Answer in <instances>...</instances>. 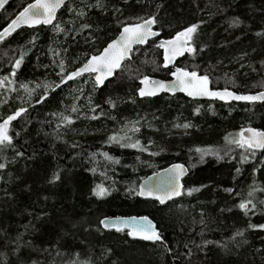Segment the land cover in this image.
<instances>
[{"label": "trees", "instance_id": "trees-1", "mask_svg": "<svg viewBox=\"0 0 264 264\" xmlns=\"http://www.w3.org/2000/svg\"><path fill=\"white\" fill-rule=\"evenodd\" d=\"M33 1L10 0L0 12V28ZM99 3L104 7H91L97 0H70L55 22L71 29L67 34L39 25L23 27L0 42V77L13 81L0 87V117L21 106L28 109L12 122L13 147L0 152V162L7 164L0 170V264H264V229L249 227L264 223V155L257 151L252 158L245 153L249 158L241 161L245 150L225 140L247 124L264 130V103L225 104L182 94L144 98L136 93L140 85L135 78L170 79L173 67H164V50L157 41L198 24L197 53H187L178 65L208 73L215 89L263 90L264 35L257 33H264V0ZM69 8L87 15L76 17ZM153 13L160 36L136 46L132 60L125 61L123 70L103 87H93L92 75L55 87L60 83L61 60L66 71L74 70L116 38L121 23ZM236 17L241 23L230 27ZM83 23L92 28L79 31ZM21 53L23 62L10 76ZM21 84L35 91L29 96ZM46 90L47 100L37 104ZM109 97L116 100L115 108L106 103ZM95 105L100 107L93 112ZM73 106L78 112H72ZM60 113L70 115L72 124H60ZM183 123L192 127H173ZM133 126L139 131L133 133ZM113 134H126L131 140L125 142L138 139L147 151L107 142ZM197 148L212 149L223 158L206 155L200 162ZM16 151L23 157H16ZM173 162L190 167L185 189L199 191L185 192L167 204L129 192H138L142 179ZM56 170L62 179L51 184ZM97 184L109 188L111 195L93 196L91 189ZM249 198L257 204L254 215L238 207ZM130 215L150 216L163 243L135 240L127 230H105L99 224L107 216ZM237 231L243 235L235 236Z\"/></svg>", "mask_w": 264, "mask_h": 264}, {"label": "snow or ice", "instance_id": "snow-or-ice-1", "mask_svg": "<svg viewBox=\"0 0 264 264\" xmlns=\"http://www.w3.org/2000/svg\"><path fill=\"white\" fill-rule=\"evenodd\" d=\"M6 3L7 0H0V9L4 8ZM62 7H66L65 0H34V3H30L23 7V9L19 11L18 14L10 20V22L0 28V42L4 41L7 36L21 28V26L33 27L35 25H52L55 32H64L67 34V32L71 31V29L61 27L59 22L54 23L57 18V10ZM87 7L90 6L85 5V8ZM91 7L103 8L104 6L99 3V0H97V4L91 5ZM157 7L159 8L160 6L158 5ZM68 10L73 12L75 16L79 18H83L87 15L84 10H77L74 8H69ZM157 23L158 20L155 13L149 15L147 18L137 17L135 18V22L121 23V27L118 30L119 34L115 39L110 40V42L103 47L102 51L96 55L88 57L79 67L70 72L66 71L64 61L61 60L59 63L60 72L57 73V76L60 78V83L56 84L55 87L59 88L60 85L66 84L68 81H75L77 78L82 77L85 73H88L89 75L94 74V88L105 85V81H107L110 77H113L117 69L123 70L122 62H130L132 60L133 53L137 51V49H134V45L146 44L150 37H159L160 33L154 30V25ZM240 23V19L236 17L229 22V26L237 27ZM91 28V24L83 23L80 25L79 31H83L85 29L90 30ZM198 28V24H191L183 28L181 31L176 32L174 37L167 40H161L159 47L164 49L165 68L171 64L177 56H182L186 52L193 55L197 53L195 35L198 32ZM257 35H264V33L258 32ZM34 39L35 37H33V40ZM85 42L88 43V40ZM23 55L24 54L21 53L20 57L16 59L12 66L10 76L14 77L16 75L17 70L23 62ZM245 55H247V53H245ZM261 63L264 64V61ZM170 75L175 79L168 82L155 80L149 75L135 77L139 79L140 85L136 88V93L139 97H153L157 96L160 92H174L177 88H179L181 91L186 92L189 97L193 98L209 97L225 102L232 100L248 102L264 101V92L256 94H238L229 90L227 87L222 90H214L210 87L211 80L208 73L200 74L195 70L190 71L187 68L177 67L174 71H171ZM12 83L13 81L9 80L8 77H0V87H5L6 85H10ZM21 88H24L29 96H31L35 91L34 89H29L26 84H21ZM45 88H47V86H45ZM13 91H16V89H13ZM48 96L49 92L46 90L43 95L39 96L36 103H44ZM133 102L135 101L133 100ZM89 103H91V101H89ZM106 103L112 108L116 107V100L111 97L107 99ZM99 107V105H95L91 111L95 112ZM71 110L72 112H78V109L75 106H73ZM196 111H199V109H196ZM27 112L28 109L21 106L15 109L11 114L6 115V117H0V152L13 147L14 137L10 134L12 122L16 121L18 118H22L23 115L27 114ZM54 115L56 114L54 113ZM59 115L60 124H72L73 120L70 115H64L63 113H60ZM92 118L96 119L95 116ZM138 123V121L134 122V124ZM57 127H59V124ZM173 127L188 129L192 127V125L190 123H183L174 124ZM130 130L135 133L139 131V128L133 126ZM16 135H19V133H16ZM130 140L131 138L126 134H113L108 137L107 142L119 144L121 147L140 148L141 151H147L146 148L141 146L138 139L134 142H125ZM225 140L228 144L236 145L237 147L245 150V152H242L240 155L241 161H245L249 158L245 155V153H250L252 158L256 157L257 151H261V154L264 155V131L251 127L246 129L242 128L234 136H226ZM149 143H151V141H149ZM73 147H77V145L74 144ZM229 151H231V149H229ZM196 152L200 153V162H203L206 155H216L218 159L223 158L218 152H209L200 148H197ZM157 154L158 153H152V155ZM23 155V152H15L16 157H23ZM91 155L94 157L95 153ZM102 155L115 164L120 163L118 158L109 156L108 153H103ZM137 159H139V157H137ZM6 167V163L0 162V170L6 169ZM91 171H95V169H91ZM185 171V167L182 164H174L170 169H165V176L159 181L163 188L162 191L151 186L141 185L138 192L135 191V189H129V192L139 196L155 197V199L161 204H164L167 200H171L173 197L181 196L185 192L188 195H192L193 192L199 191L200 189L184 188V185L181 183V177L185 174ZM236 171L239 172L240 169L237 168ZM61 179V172L56 170L51 174V178L48 182L54 184ZM225 191L231 192L232 190L226 189ZM255 191L256 189L253 188L248 194L249 197H252ZM261 191H264V189H261ZM91 194L97 198H103L110 196L111 190L103 184H97L91 189ZM261 204L264 205V201H261ZM238 207L243 210L246 215L249 212L254 215L255 210L257 209V204L253 202V199L249 198L241 200ZM99 224L106 229L110 227L115 228L117 232H124L125 229H128L126 235L134 239L139 238L144 241L163 243L162 233L148 217H129L119 220L118 224H109L108 218H105L99 221ZM249 227L264 229V223L249 225ZM234 235L242 236L243 231H237ZM204 243L209 244L213 242L205 241ZM72 264H76V262L73 261Z\"/></svg>", "mask_w": 264, "mask_h": 264}, {"label": "water", "instance_id": "water-1", "mask_svg": "<svg viewBox=\"0 0 264 264\" xmlns=\"http://www.w3.org/2000/svg\"><path fill=\"white\" fill-rule=\"evenodd\" d=\"M69 1H70V0H65V3L67 4ZM9 2H10V0H7V3L5 4V6H6ZM32 3H34V1H33ZM5 6H4V7H5ZM62 8H63V7H62ZM62 8H61V9H62ZM3 9H4V8L0 9V12H1ZM61 9H58V10H57V16H58V13H59V11H60ZM56 20H57V18H56ZM55 22H56V21H54V23H55ZM37 26H39V25H35V26H33V27H29V28H35V27H37ZM45 26H51V25H45ZM23 27H28V26H21V28H23ZM21 28H19V29H21ZM19 29H17V30H19ZM17 30H16V31H17ZM154 30L158 31V32L161 34V32L156 28V25H154ZM16 31H15V32H16ZM13 33H14V32H13ZM13 33H12V34H13ZM12 34H11V35H12ZM11 35L7 36L5 39H7L8 37H10ZM159 36H160V35H159ZM155 38H158V37H150L149 40H148V42H147L146 44H142V45H147L151 40H153V39H155ZM114 39H115V38H114ZM161 40H167V39H159V40L157 41V44H158V45L160 44ZM136 46H138V45H134V46H133L134 49L136 48ZM163 50H164V49H163ZM186 54H187V52L184 53V55H182V56H177V57L173 60V62H172L171 64H169L168 66L173 67V71H174L175 68H177V67L184 68V67L178 65V61H179L181 58H183ZM95 55H96V54H95ZM124 62H125V61H124ZM124 62H122V65H123ZM118 70H120V69H117L116 72H117ZM190 71H191V70H190ZM116 72L114 73V76H115ZM84 75H89V74H88V73H85ZM84 75H83V76H84ZM92 76H94V74H93ZM114 76H113V77H110L108 80H111L112 78H114ZM152 78L155 79V80H161V81H165V82L172 81V80L175 79L174 77H171L170 79H163V78H160V77H152ZM94 79H95V76H94ZM108 80H107V81H108ZM107 81H105V83H106ZM103 86H104V85H103ZM103 86H100V87H103ZM210 87H211L212 89L215 90V88H213V87L211 86V84H210ZM222 89H224V88H220V90H222ZM229 90L234 91V90H232V89H229ZM234 92H236V91H234ZM259 92H264V91H259ZM259 92H255V93H239V92H236V93H238V94H256V93H259ZM162 94H169V95L182 94V95H185L186 97L191 98V99H196V100H207V101H219V102H222V103H225V104H230V103H233V102H237V103H238V102H242V103H246V104H252V103H263V102H264V101L248 102V101H236V100H232V101L225 102V101H221V100H219V99L209 98V97H195V98H193V97H189V96L187 95L186 92L181 91L179 88H177L174 92H170V91H163V92H160L157 96L162 95ZM154 97H156V96H153V97H144V98H154ZM248 128H249V127H248ZM251 128H253V127H251ZM255 129H256V128H255ZM257 130H258V129H257ZM261 131H264V130H261ZM174 164H182V165H184V167H185V170H186V171H185V174L181 177V183L184 185V188H185V179H186V178L189 176V174H190V167H189L186 163H184V162H173V163H171L170 165H168V166H166V167H163V168H161V169H159V170H157V171H155V172L149 174L147 177H145L144 179H142V181L140 182L139 188H140L141 185H144V186H151V187H154V188H156V189L162 191L163 188H162V186L160 185L159 181L165 176V172H164V170H165V169H170L171 166L174 165ZM139 188H138V191H139ZM183 195H184V194H182L181 196L173 197L171 200H167V201H165L164 204H167V203H169V202H172V201H174V200H177V199L181 198ZM139 197L142 198V199H145V200H155V201H158V200L155 199V197H146V196H139ZM158 202H159V201H158ZM159 203H160V202H159ZM160 204H161V203H160ZM129 217H132V218H136V217H148V218L153 222V224L157 227L156 222H155L150 216H148V215H141V216H139V215H130V216H107V217H104L103 219L108 218V222H109V224H118V223H119V220L126 219V218H129ZM103 219H102V220H103ZM102 227H103V226H102ZM157 228H158V227H157ZM103 229H105V230H112V229H115V228H111V227H110V228H107V229H106V228L103 227ZM115 230H116V229H115ZM125 230L128 231V229H125ZM159 231H160V230H159ZM131 238H132V237H131ZM132 239H134V238H132ZM135 240L144 241V240H141V239H139V238H135ZM145 242H152V241H145Z\"/></svg>", "mask_w": 264, "mask_h": 264}, {"label": "rangeland", "instance_id": "rangeland-1", "mask_svg": "<svg viewBox=\"0 0 264 264\" xmlns=\"http://www.w3.org/2000/svg\"><path fill=\"white\" fill-rule=\"evenodd\" d=\"M188 70H189V69H188ZM263 90H264V89H263ZM247 126H251V125H248V124H247L245 127H247ZM241 129H242V128H241ZM241 129H239L235 134H237ZM235 134H234V135H235ZM234 135H233V136H234ZM223 148L225 149L226 147H223ZM209 150H210V151H209ZM209 150H208L209 152L212 151V149H209Z\"/></svg>", "mask_w": 264, "mask_h": 264}, {"label": "flooded vegetation", "instance_id": "flooded-vegetation-1", "mask_svg": "<svg viewBox=\"0 0 264 264\" xmlns=\"http://www.w3.org/2000/svg\"><path fill=\"white\" fill-rule=\"evenodd\" d=\"M261 91H264V90H261ZM264 103V102H263ZM253 104V103H252ZM254 104H256V103H254ZM259 104H262V103H259ZM248 127H252V126H247V127H243L244 129H246V128H248ZM253 128H256V127H253ZM256 129H258V128H256ZM258 130H262V129H258ZM258 152H261V151H258Z\"/></svg>", "mask_w": 264, "mask_h": 264}]
</instances>
